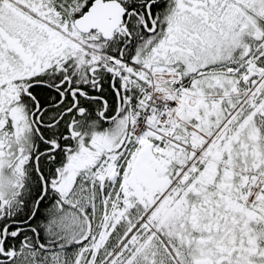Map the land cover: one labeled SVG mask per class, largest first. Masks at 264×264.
Wrapping results in <instances>:
<instances>
[{
	"label": "snow or ice",
	"instance_id": "obj_1",
	"mask_svg": "<svg viewBox=\"0 0 264 264\" xmlns=\"http://www.w3.org/2000/svg\"><path fill=\"white\" fill-rule=\"evenodd\" d=\"M0 264H264V0H0Z\"/></svg>",
	"mask_w": 264,
	"mask_h": 264
}]
</instances>
